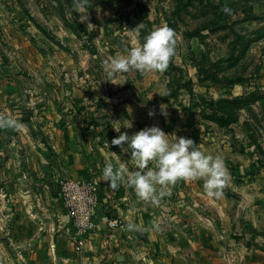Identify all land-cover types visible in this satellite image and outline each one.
Instances as JSON below:
<instances>
[{"label":"rangeland","instance_id":"rangeland-1","mask_svg":"<svg viewBox=\"0 0 264 264\" xmlns=\"http://www.w3.org/2000/svg\"><path fill=\"white\" fill-rule=\"evenodd\" d=\"M164 24L176 41L167 69H131L126 81L143 89L154 125L221 157L226 173L220 197L202 178L172 184L167 206L183 217L171 223L186 244L196 239L200 264H264V0H0V37H41L95 84L118 76L107 75L112 58ZM0 226L10 241L1 217ZM16 253L6 246L0 259Z\"/></svg>","mask_w":264,"mask_h":264},{"label":"crops","instance_id":"crops-1","mask_svg":"<svg viewBox=\"0 0 264 264\" xmlns=\"http://www.w3.org/2000/svg\"><path fill=\"white\" fill-rule=\"evenodd\" d=\"M42 42L0 37V114L21 124L0 128V217L11 233L6 241L0 231V251L18 252L0 264H200L196 239L186 244L171 223L172 216L183 217L167 206L171 185L157 204L139 198L126 178L115 190L102 179L106 159L136 169L130 150L111 141L154 125L139 99L143 89L127 82L125 72L95 84L83 63L72 66L68 52ZM64 176L90 177L98 193L97 226L81 251L68 239L69 219L57 193L56 179ZM104 215L121 226L110 230ZM129 223L138 227L129 229Z\"/></svg>","mask_w":264,"mask_h":264},{"label":"clouds","instance_id":"clouds-1","mask_svg":"<svg viewBox=\"0 0 264 264\" xmlns=\"http://www.w3.org/2000/svg\"><path fill=\"white\" fill-rule=\"evenodd\" d=\"M222 10L232 13V9L224 4ZM174 30L166 24L150 31L140 46L131 47L126 54H117L110 61L107 75L124 73L131 69L140 72H164L170 59L175 55ZM121 81L119 83H124ZM166 95V94H165ZM161 105V114L167 116ZM149 116L154 115L150 110ZM130 126V123L128 124ZM21 124L12 117L0 114V128H18ZM117 131L120 127L113 125ZM172 139L157 125L147 126L132 134L120 132L118 137L112 139L113 145L119 146L121 151L130 150L135 161L136 169L130 170L117 159L114 166L112 159H106L102 169V179L109 182L112 189H117L125 178L127 184L133 187L137 196L153 203H160L164 195L163 188L175 184L178 179L202 178L205 192L210 197L223 195L225 184V165L221 157L206 154L201 151L199 144L192 138L172 133ZM153 166L149 167V163ZM157 185L161 186L159 193ZM129 229L138 226L132 223Z\"/></svg>","mask_w":264,"mask_h":264},{"label":"built area","instance_id":"built-area-1","mask_svg":"<svg viewBox=\"0 0 264 264\" xmlns=\"http://www.w3.org/2000/svg\"><path fill=\"white\" fill-rule=\"evenodd\" d=\"M57 193L65 214L69 219L67 235L75 251H81L85 239L97 226L95 220L98 193L92 178L74 179L57 177ZM110 230L121 226L117 218L102 216Z\"/></svg>","mask_w":264,"mask_h":264}]
</instances>
